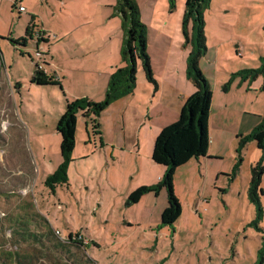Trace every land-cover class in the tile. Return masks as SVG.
I'll use <instances>...</instances> for the list:
<instances>
[{"label":"rangeland","instance_id":"1","mask_svg":"<svg viewBox=\"0 0 264 264\" xmlns=\"http://www.w3.org/2000/svg\"><path fill=\"white\" fill-rule=\"evenodd\" d=\"M23 1L28 12L20 14L14 0H0V264H19L18 257L24 264H264V195L256 225L257 208L248 192L251 165L263 157L255 141L242 150L236 172L238 140L223 157L179 166L174 189L182 213L173 224H164L165 188L128 201L136 183L151 177L147 167L140 170L146 161L101 148L94 119L114 130L112 102L99 118L78 112L69 180L52 191L45 180L62 161L56 125L68 98L60 85L32 82L37 61L45 67L49 59L55 66L73 56L60 44L72 48L87 42L119 61L125 33L115 11L117 0ZM137 1L154 78L165 87L191 84L186 75L192 49L184 32L186 0ZM32 12L44 32L41 57L35 52L38 37L26 35ZM83 13L89 23L76 29L86 21ZM205 21L206 52L199 66L211 85L212 103L221 105L230 95L235 107L244 105L263 117L264 0H211ZM67 30L74 31L57 38ZM20 37H27V45L14 42ZM83 54L77 52L75 63L91 67L94 55L84 61ZM86 70L91 76L92 69ZM136 75V86L146 84L141 60ZM113 130H108V140L116 135ZM261 186L264 190V172Z\"/></svg>","mask_w":264,"mask_h":264},{"label":"trees","instance_id":"2","mask_svg":"<svg viewBox=\"0 0 264 264\" xmlns=\"http://www.w3.org/2000/svg\"><path fill=\"white\" fill-rule=\"evenodd\" d=\"M210 1L186 0L185 3L184 32L187 40L192 44V49L186 60V75L196 87V91L186 99L178 120L163 127L155 139L152 159L155 163L165 167L164 173L157 183L139 186L128 196L129 203H134L138 202L149 191L158 194L161 189L165 188L168 195V205L161 215L164 224H173L182 213V205L174 189V178L177 168L188 163L193 158L206 156L210 144L209 116L212 104V90L208 79L199 66V60L206 52L205 9L209 6ZM115 11L122 17V26L125 33L121 48V57L124 64L111 74L103 100H67L66 109L61 114L56 125L57 131L61 135L60 152L62 161L45 180V183L53 192L56 191L57 185L68 183L69 180L68 169L73 160V152L76 146L78 112L82 110L87 117L92 113L99 118L112 102L131 94L137 84L138 60L143 62L147 79L154 83L155 86L157 85L151 68L150 56L146 51L147 26L141 21L138 1L117 0ZM190 22H192L191 32L188 29ZM31 24L26 28L28 37H32ZM14 42L25 44L27 37H20ZM1 56L2 51L0 50ZM236 74L234 73L233 75ZM232 80L233 77L224 83L223 89L225 91L229 90ZM32 82L40 85H60L63 88L61 80L48 75L39 63L35 66ZM85 100H88V105L81 106V102ZM94 122L98 129L97 118L94 119ZM237 139L238 160L233 169L234 172L239 169L243 161L242 150L250 141H255L257 147L263 153V157L251 165V179L248 189L250 200L257 208V218L253 222H256L257 225L258 220L263 216L261 195H264V190L261 182L264 172V115L260 123L250 132L238 135ZM34 239L37 238L34 237ZM18 262L19 264H24L26 261L18 257Z\"/></svg>","mask_w":264,"mask_h":264},{"label":"crops","instance_id":"3","mask_svg":"<svg viewBox=\"0 0 264 264\" xmlns=\"http://www.w3.org/2000/svg\"><path fill=\"white\" fill-rule=\"evenodd\" d=\"M23 2V0H20L22 5ZM27 12L28 8L26 7V11L19 13L22 14ZM30 14L31 19L28 21V25L32 23V39H35L37 36L43 35L44 32L40 31V27L42 26L36 19L37 13L32 12ZM82 18L86 21H82L76 29H83L86 24L89 23L88 15L83 13ZM74 30L63 31L59 33L57 38L66 37ZM35 34L37 36H35ZM42 39L43 38L38 37L36 40L37 48L40 46L39 44ZM23 45H27V42ZM59 48H62L64 53H72L73 56L68 55V57H63L64 60L61 63L57 61L55 66L53 61L50 62V60L47 59L44 62L45 67L43 66L42 69L48 75L61 80L65 95L69 100H103L109 78L118 67L123 65L122 59H119V61H116V59H108L107 54L104 53V48L101 49L99 45H93L91 42L80 43L78 46H73L72 48L62 43ZM77 52H84L82 55L84 61L87 57L94 55L91 67L86 65L82 68V64L78 62L75 63ZM119 54V57H121V53ZM38 62L39 61H37V63ZM46 64L49 65L47 68ZM88 68L92 69L91 76H87L83 73L87 71L86 69ZM143 79V83L146 84L140 86L138 82L139 85L136 86L131 94L117 99L111 104L109 111L111 113L112 109L116 117V128L114 130L110 127H106L103 121L97 119L99 124L97 133L100 135L101 148L104 147V149H106L110 146L113 156L114 152L119 151L121 154L131 153L134 155L135 159L139 161H146L147 164L143 162L140 170L143 172L144 166L147 167L151 173V177L142 178L141 181L136 183V186L155 184L162 177L165 167L160 164L149 162V159H152L155 139L163 127L178 120L181 108L186 99L196 91V87L192 82L182 87L178 85L165 87V85H161L160 81L157 79L155 91L152 92V87L155 84L149 82L146 77ZM18 84L20 85V82H18ZM21 85L26 86V83H21ZM246 92H244L243 95H246ZM236 95L237 94H234L233 96ZM223 101L224 103L221 105L211 104L209 116L210 144L207 155L193 158L190 162L194 160L203 164V162L211 158L223 157L226 148L233 144L234 141L238 140V135L247 134L260 123L262 119L260 115L255 112L247 111L244 105L243 107H235L231 101L230 95ZM61 110L60 112L62 114L65 109ZM108 124H110V120ZM108 130L116 132L114 138L109 140Z\"/></svg>","mask_w":264,"mask_h":264},{"label":"built area","instance_id":"4","mask_svg":"<svg viewBox=\"0 0 264 264\" xmlns=\"http://www.w3.org/2000/svg\"><path fill=\"white\" fill-rule=\"evenodd\" d=\"M14 5H15V7L18 9L19 12H24V11H26L25 6L22 5V4L20 3V0H14ZM37 37L41 38V37H43V35H41V37H40V36H37ZM43 38H44V37H43ZM35 52H36V55H37V56L41 57L42 52L40 51L39 47L36 49ZM39 64H40V66L42 67V64H41L40 62H39ZM94 126H95V122H94ZM95 128H96V132H97V127L95 126Z\"/></svg>","mask_w":264,"mask_h":264},{"label":"water","instance_id":"5","mask_svg":"<svg viewBox=\"0 0 264 264\" xmlns=\"http://www.w3.org/2000/svg\"><path fill=\"white\" fill-rule=\"evenodd\" d=\"M88 103H89L88 100L82 101L81 106H86V105H88Z\"/></svg>","mask_w":264,"mask_h":264}]
</instances>
